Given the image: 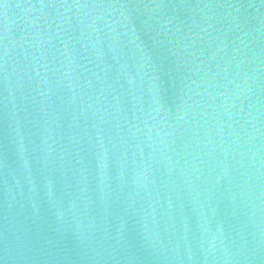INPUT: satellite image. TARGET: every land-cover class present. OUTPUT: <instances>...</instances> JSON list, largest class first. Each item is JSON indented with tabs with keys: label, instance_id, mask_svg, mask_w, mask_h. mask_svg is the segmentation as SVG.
Here are the masks:
<instances>
[{
	"label": "water",
	"instance_id": "obj_1",
	"mask_svg": "<svg viewBox=\"0 0 264 264\" xmlns=\"http://www.w3.org/2000/svg\"><path fill=\"white\" fill-rule=\"evenodd\" d=\"M0 264H264V0H0Z\"/></svg>",
	"mask_w": 264,
	"mask_h": 264
}]
</instances>
